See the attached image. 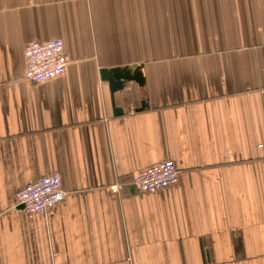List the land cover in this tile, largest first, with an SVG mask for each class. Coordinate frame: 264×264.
Here are the masks:
<instances>
[{
  "label": "crops",
  "instance_id": "1",
  "mask_svg": "<svg viewBox=\"0 0 264 264\" xmlns=\"http://www.w3.org/2000/svg\"><path fill=\"white\" fill-rule=\"evenodd\" d=\"M52 38L66 73L33 85ZM164 159L175 186L126 185ZM51 172L60 204L13 206ZM0 264H264V0H0Z\"/></svg>",
  "mask_w": 264,
  "mask_h": 264
},
{
  "label": "built area",
  "instance_id": "2",
  "mask_svg": "<svg viewBox=\"0 0 264 264\" xmlns=\"http://www.w3.org/2000/svg\"><path fill=\"white\" fill-rule=\"evenodd\" d=\"M24 57V78L33 85L63 76L70 61L60 38L30 42L24 48ZM178 181L177 165L172 159H164L132 174L126 185L132 186L137 192L151 193L173 187ZM122 190L123 184L120 182L110 188L115 194ZM64 198L61 175L51 172L17 190L13 206H22V210L31 214L46 213Z\"/></svg>",
  "mask_w": 264,
  "mask_h": 264
},
{
  "label": "water",
  "instance_id": "3",
  "mask_svg": "<svg viewBox=\"0 0 264 264\" xmlns=\"http://www.w3.org/2000/svg\"><path fill=\"white\" fill-rule=\"evenodd\" d=\"M101 76L103 79L109 82V86L112 92L122 88L126 82L136 81L138 84H142L143 82V77L138 67L134 68L133 72L125 69L109 72L108 70L103 69L101 70ZM115 113L121 114L122 110L120 108H116Z\"/></svg>",
  "mask_w": 264,
  "mask_h": 264
}]
</instances>
